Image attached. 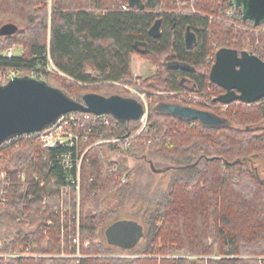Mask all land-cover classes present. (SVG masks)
Listing matches in <instances>:
<instances>
[{
  "label": "trees",
  "instance_id": "trees-1",
  "mask_svg": "<svg viewBox=\"0 0 264 264\" xmlns=\"http://www.w3.org/2000/svg\"><path fill=\"white\" fill-rule=\"evenodd\" d=\"M141 1L142 9L129 5L123 9L127 0H50L49 5L47 0H0V20L18 25L13 34L0 36V50L22 45L20 55H0V69L44 76L49 85L77 101L87 93L125 97L116 85L121 82L139 91L176 93L185 89L183 82L188 80L189 92L208 97L215 105L219 102L213 99L223 89L209 79V72L218 50H245L264 60V23L256 26L242 19L231 0ZM229 7L238 17L226 15L224 9ZM157 19L160 33L152 37L148 30ZM187 27L196 36L189 48L184 43ZM134 53L149 58L155 72L134 78ZM48 58L61 74L41 75ZM158 100L154 95L149 127L127 147L134 154L148 151L174 167L142 243L130 248L143 255L103 256L111 253L112 246L106 238L95 239L116 220L132 191L124 161L108 158L103 148L118 152L123 145L108 142L92 146L81 163L79 234L81 242L90 241L82 252L95 256L82 257L78 264H264V126H259L264 121V97L221 110L203 102L194 104L186 95H172L170 102L222 117L226 121L220 125L164 112L157 108ZM106 117L110 125L94 127L90 142L105 133L131 135L138 128L136 120ZM65 149L58 144L43 148L35 132L0 144V169L11 178L0 204V226L7 228L0 251L15 253L25 241L33 252L73 251L76 205L69 198L72 193L63 191L67 172L58 157ZM71 169L73 175L74 166ZM123 173L127 174L122 183ZM110 195L118 200L115 207L106 202ZM175 249L182 250L183 256L171 257ZM74 261L64 255L0 257V264Z\"/></svg>",
  "mask_w": 264,
  "mask_h": 264
},
{
  "label": "water",
  "instance_id": "water-1",
  "mask_svg": "<svg viewBox=\"0 0 264 264\" xmlns=\"http://www.w3.org/2000/svg\"><path fill=\"white\" fill-rule=\"evenodd\" d=\"M127 1L130 7L143 8L141 0ZM231 1L235 8L240 9L242 19L250 20L256 26L264 23V0ZM159 25L160 19H157L149 28V35L157 37L160 33ZM17 29L15 23L6 22L0 26V36L11 35ZM195 41V34L187 27L184 32L186 47H191ZM209 79L225 90L213 99L215 101L223 104L256 102L264 97V60L245 50L237 53L230 49H220L215 54ZM157 108L185 119H199L206 125H220L226 121L211 111L177 103H163ZM75 111L110 114L128 122L137 120L143 113V107L137 99L120 95L87 93L83 101H77L44 79L29 75L15 76L0 83V144L23 133L40 131L62 114ZM131 224L120 219L112 226H107L104 231L107 242L118 246L125 244L127 248L134 246L139 239ZM115 233L119 236L114 237ZM109 237L114 241L110 242ZM122 240H125L124 243Z\"/></svg>",
  "mask_w": 264,
  "mask_h": 264
},
{
  "label": "rangeland",
  "instance_id": "rangeland-1",
  "mask_svg": "<svg viewBox=\"0 0 264 264\" xmlns=\"http://www.w3.org/2000/svg\"><path fill=\"white\" fill-rule=\"evenodd\" d=\"M47 2L49 5L50 0H47ZM215 18L217 20H221V16H217ZM6 22H9V21L0 20V26ZM7 48L11 49L13 55H20L22 53V45L21 44H13ZM7 48L0 50V55H2V53ZM212 54H213V52H212ZM131 65H132V72H133L134 78H137V77L144 78V77L150 76L152 73L155 72V69H156L155 66L150 62L149 58L143 57V56L136 54V53L131 55ZM52 67H53L52 65L46 64L45 65V72L40 71L41 75H43V73H46V72L47 73L48 72L59 73L55 69H52ZM5 71H6V69H0V83H5L8 81L4 78V76L6 74ZM59 74H61V73H59ZM22 75H29V76L35 77V75L30 74V72H26V74H22L21 71H18L17 76H22ZM35 78H37V77H35ZM40 78L46 80L44 78V76H41ZM137 83H138V81H137ZM116 85L120 88L119 91L121 92V95H123L125 97H132V98L134 97V98L138 99L139 101L140 100L142 101L144 99L146 101L145 103L147 106L148 117H149L150 105L152 103L154 95H157L158 99H159L157 101L156 105H158V103H160V102L171 101L172 95H177V96L186 95L187 98L192 100V102H193V98L195 99L196 97H198V98L201 97L203 100H208V97L206 98V97L200 96L196 93H193L191 91L189 92L190 89L188 87L191 85V82H189L188 80H184V82H183V85H185V89L180 91V92H176V93L173 91H170V90L169 91L168 90H165V91L164 90H156V91L151 90L152 92L149 90L148 91H139L138 88L133 87L130 84H127L124 82L117 83ZM212 88H213V90L217 89L216 87H209V89H212ZM198 103H202V102H198ZM198 103L196 102V104H198ZM232 103H239V101L232 102ZM232 103H229V104L217 103L215 105L213 104L212 106L208 105V108H210V109L211 108H219L221 110H224ZM253 103H249V104H253ZM148 122H149V119H148ZM114 125L116 126V124H114ZM149 125H150V122H149ZM149 125H148V127H149ZM259 126L260 127L264 126V121L261 122L259 124ZM148 127H146V128H148ZM140 129H141V125L138 123V128L131 135H134L133 137H136L143 130H145V128H143L141 130ZM111 135L112 134H110V133H107V134L105 133V135L103 136V137H106L105 141H101V143H98V144L103 145L104 143H108L107 142L108 138H112ZM97 140H98V138L92 140V142H96ZM99 140H101V139H99ZM130 142H131V140H130ZM109 143H113V142L110 141ZM95 145H97V144H95ZM103 148H104L106 154L108 156H110L108 158H112L113 160H120L121 159L122 161H124L125 165L129 169V174L131 176L130 183H131L132 191L128 194V196L124 200V203L121 205L120 209H118L116 220L121 219L124 222L133 223L131 225L135 228V230L138 234L139 240L137 242H138V244H141L143 241L144 231L148 226V220L151 216V212L155 209L157 203L163 198V196L165 195V192L169 188V183H170V180L172 178V173H173L174 167H173V165L170 164L169 161L157 158L148 151H145V154H143V153L134 154V153L128 152L127 147H123L118 152L108 150L105 145L103 146ZM114 168H117V167L114 166ZM1 170H4V169H0V171ZM126 174L127 173H123L120 177L121 178L124 177L126 179ZM121 178H120V182L123 183L124 181H121ZM63 191L64 192L68 191L67 193H69V194L72 193L71 196L69 195V198L72 199V201H75V199L79 196V201L78 202L75 201L76 213L73 214V219H74V223L76 226V236L73 239V243H74L73 251L71 253L70 252H60L59 254H50V253L47 254V253L35 252L36 256H34V257L57 256V255L63 256L64 255V256L74 258V260H75L74 263L78 264L80 258L92 257L95 255L90 254L88 252L86 254L82 252V249H87L89 247L90 241L87 240L85 242H81L80 234H79L80 187H79L78 191L76 189H70V188L64 189ZM73 194H74V197H72ZM61 201L63 203V201H65V199L62 197ZM117 201L118 200L112 198V196L110 195L107 198L106 202L108 203V205L110 207H115L116 204L118 203ZM62 203H61V205H62ZM87 212L91 213V209L88 208ZM62 213H63V211H62ZM144 220L146 222L145 227L143 224ZM47 223H48V221H47ZM6 229L7 228L0 226V241H1V238L7 237ZM103 231H99L98 233H96V237H97V238H95L96 240H100V241L105 240V236H104ZM172 254H175V255L183 254V251L180 249H175L174 251H172ZM142 255L143 254H136L133 252V250H130V249L121 250L119 248L112 247L111 253L107 254V255H103V256L134 257V256H142ZM147 256H152V255L148 254ZM156 256L162 257L163 255H155V257Z\"/></svg>",
  "mask_w": 264,
  "mask_h": 264
},
{
  "label": "built area",
  "instance_id": "built-area-1",
  "mask_svg": "<svg viewBox=\"0 0 264 264\" xmlns=\"http://www.w3.org/2000/svg\"><path fill=\"white\" fill-rule=\"evenodd\" d=\"M193 1V0H189ZM232 3V1H231ZM233 5V4H232ZM128 5L123 4L122 8L125 9ZM235 9V7H234ZM233 8L229 7L224 9L227 16H236ZM241 16V13L240 15ZM253 23V22H252ZM254 25V23H253ZM257 43V42H256ZM2 55L6 57H10L13 55L10 48H7ZM47 65H52V69H55L52 64L50 58H48ZM56 70V69H55ZM18 71L16 69L10 68L5 72L4 78L9 80L18 75ZM139 101V100H138ZM195 101V102H194ZM143 107V113L136 120L140 125L141 129L148 127V111L146 106V101L143 99L139 101ZM203 102L206 105L212 106V103L208 100H203L201 97L193 98V103ZM110 120L106 117V115H96L92 113H84L80 112L79 114L74 112H68L62 114L58 117V119L42 128L40 131L35 132L38 135L40 144L43 148H52L56 147V145H62L66 149L64 151L59 152L58 157L60 163L62 164L63 169L66 170L65 177V185L63 186V190L70 188L79 190L80 187V168L81 163L87 153V151L94 146L95 144L101 143V141H105L106 137L102 135L98 137L96 142H90V138L93 136L94 130L93 128L97 125H110ZM115 127V125H114ZM140 129V130H141ZM112 138H108L107 142L113 143H121L122 147H128L130 145V140L134 135H124V136H115L111 135ZM101 139V140H99ZM72 166H74V173L72 175ZM121 181H125V178H121ZM11 178L7 174L6 170L0 171V204L4 203L5 196L8 191V186L10 185ZM76 202L79 201V196L75 199ZM50 221H48L49 223ZM47 223V224H48ZM76 240V239H75ZM2 256H22V257H34L36 256L35 252H33L31 245L28 242H24L19 247L18 251L15 253H7L0 251V257ZM171 257H182V254L170 255ZM160 258V256H156Z\"/></svg>",
  "mask_w": 264,
  "mask_h": 264
},
{
  "label": "flooded vegetation",
  "instance_id": "flooded-vegetation-1",
  "mask_svg": "<svg viewBox=\"0 0 264 264\" xmlns=\"http://www.w3.org/2000/svg\"><path fill=\"white\" fill-rule=\"evenodd\" d=\"M222 89H223V88H222ZM224 91H225V90L223 89V92H224ZM223 92H222V93H223ZM131 98H132V97H131ZM133 98H134V97H133ZM163 103L168 104V103H173V102H170V101H169V102H160L159 104H163ZM116 221H117V220L113 221V222L110 223L108 226H109V227L112 226V224H113L114 222H116ZM107 228H108V227H106L105 230H106ZM105 230H104V231H105ZM115 235H116V233H115L113 236H114V237L119 236V234H117L116 236H115ZM105 238H106V236H105ZM109 241H110V242H113L114 240H113L112 237H109ZM122 241H123V240H122ZM124 241H125V240H124ZM124 241H123L122 243H124ZM125 243L128 244L127 242H125ZM135 244H136V243H135ZM110 245H111L112 247H116V248H119V249H121V250H123V249H124V250H128V249L131 248V247H128V248L125 247V244H124V246H122V245H121V246H118V245H113V244H110ZM132 247H133V246H132Z\"/></svg>",
  "mask_w": 264,
  "mask_h": 264
},
{
  "label": "crops",
  "instance_id": "crops-1",
  "mask_svg": "<svg viewBox=\"0 0 264 264\" xmlns=\"http://www.w3.org/2000/svg\"><path fill=\"white\" fill-rule=\"evenodd\" d=\"M158 105H160V104L158 103ZM158 105H157V106H158Z\"/></svg>",
  "mask_w": 264,
  "mask_h": 264
},
{
  "label": "bare ground",
  "instance_id": "bare-ground-1",
  "mask_svg": "<svg viewBox=\"0 0 264 264\" xmlns=\"http://www.w3.org/2000/svg\"><path fill=\"white\" fill-rule=\"evenodd\" d=\"M97 132V131H96Z\"/></svg>",
  "mask_w": 264,
  "mask_h": 264
}]
</instances>
